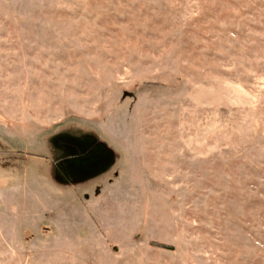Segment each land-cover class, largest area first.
Masks as SVG:
<instances>
[{
	"label": "rangeland",
	"instance_id": "rangeland-1",
	"mask_svg": "<svg viewBox=\"0 0 264 264\" xmlns=\"http://www.w3.org/2000/svg\"><path fill=\"white\" fill-rule=\"evenodd\" d=\"M0 264H264V0H0Z\"/></svg>",
	"mask_w": 264,
	"mask_h": 264
},
{
	"label": "flooded vegetation",
	"instance_id": "flooded-vegetation-1",
	"mask_svg": "<svg viewBox=\"0 0 264 264\" xmlns=\"http://www.w3.org/2000/svg\"><path fill=\"white\" fill-rule=\"evenodd\" d=\"M65 147L68 148V150L73 153L75 156L80 157V158H86V157H91L93 156V154L91 152L88 153L87 149L86 151L83 152V148L80 142L75 141V140H68L66 141ZM91 153V155H90ZM86 155V156H85ZM88 155V156H87Z\"/></svg>",
	"mask_w": 264,
	"mask_h": 264
}]
</instances>
